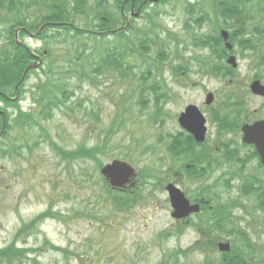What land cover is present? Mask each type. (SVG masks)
Listing matches in <instances>:
<instances>
[{
  "label": "rangeland",
  "instance_id": "obj_1",
  "mask_svg": "<svg viewBox=\"0 0 264 264\" xmlns=\"http://www.w3.org/2000/svg\"><path fill=\"white\" fill-rule=\"evenodd\" d=\"M196 1L198 0H170L153 10L159 12L157 21L163 26L159 31L162 33H167V30L172 31L180 39L179 42L172 40L171 45L168 46L175 52L173 59H180L177 56L178 51L180 55L185 53L190 60L189 71L185 76H176L167 68L162 71L161 79L166 80L172 95L166 102L162 100L163 115L160 117V123L153 126L150 120L148 121L147 116L155 112L151 105L149 112L142 111L143 114L136 118L135 123L128 122L127 130L129 128L135 130L133 140L131 134L128 133L125 137L123 132L118 133L116 130L117 133L111 136L104 149L102 145L108 127L114 120L118 123L124 117L127 118L125 106L118 105L117 101H121L123 96L130 97L132 87L137 82L134 81L133 86L129 82L120 84L116 75L100 77L95 82L81 78L80 66L74 60V53H69L67 44L52 45L48 40L54 55L47 60L46 71L57 61H65L64 74H58L57 79L61 80L64 76L61 84L70 89L68 96L72 102L69 104L71 107L56 109L52 119L42 121L46 129L45 134L52 135L66 149L74 150L80 146L95 145L100 146L102 152L95 160H79L70 164L61 160L44 138L46 143L40 144L33 153L25 150L27 158L4 157L0 153V248L7 247L15 241L17 248L26 245L36 250L29 258H22L15 264H78V261L80 264H161L169 253L186 249L201 238L192 224L182 230L178 229L183 223L175 220L171 215L173 209L168 193L164 186L158 184L161 180L160 175L157 179L152 178L149 184H145L141 176L138 177L139 181L135 186L138 187V193L135 188L128 192L133 198L137 195L139 198L134 203L130 201L127 209L117 211L110 199V193L104 187L100 172H97L100 164L123 159L121 156L128 154L137 158L132 163L141 172L140 168L145 167L147 158L143 156L139 160L135 152L126 145H135L139 138H144L147 142L153 141L157 145L158 141L167 142L170 133L182 130L178 116L191 103L199 105L206 113L209 134L212 132L208 134L207 140L211 144L216 142L215 125L210 122L209 114L211 108L215 107L231 89L228 84L232 83L233 79L199 72L200 64L196 60L204 57L213 59L216 56L212 47L197 45L196 40L216 32L213 18H207L201 26L189 21L185 8L188 2ZM204 4L208 9L209 0H204ZM253 10L257 16L256 7H253ZM1 17L2 13H0ZM257 21L256 17L253 22ZM145 23V18L135 21L136 26H144ZM54 33L55 29H51L47 35ZM239 40L240 38L233 41L231 38V41L235 42L233 54L237 56L239 63L236 76L241 83L243 97L246 98L245 92L248 94V85L251 81L255 78L264 80V66L254 68V62L247 58V52L243 53L241 47L237 46ZM26 42L35 49H42L46 44L42 40H31L27 37ZM151 49L153 56L158 48L153 46ZM176 62L179 63L178 60ZM60 69L61 67L54 68L55 71ZM44 74L45 71L39 70L27 80L25 86L27 90L20 104L25 110L34 107L35 96L31 90H35L39 78L45 77ZM236 86L239 84L236 83ZM210 91L215 93L216 100L211 105L205 106V98ZM138 97L139 91L135 99ZM248 105L251 112L258 110L257 113L251 114V121L264 118V100L252 96L249 103H246V106ZM242 122L243 120L240 119V123ZM40 134L42 130L39 127L23 132L15 127L5 142L17 138L18 144H21L25 136V139L34 145L36 139L41 140ZM236 135L240 141L241 133L237 131ZM1 139L2 137L0 141ZM164 146L165 144L159 145V152L166 155ZM249 164L257 165V159L253 154ZM172 167L179 168L177 165ZM85 171L87 175L84 174ZM167 177L163 182L173 180ZM181 178L179 176L177 185L188 196L196 194V184ZM84 179H87V182ZM221 195L224 197L225 192ZM113 196H118V193H114ZM208 196L212 197L211 194ZM243 200L245 203L252 202L250 198L244 197ZM48 210L53 213L50 217L40 222L37 229L19 237L18 233L24 224L30 223ZM235 213V216H245V212L241 210H236ZM193 220L197 222L198 218L195 216ZM247 220L250 221L248 217ZM240 229L264 246V230L252 234L253 230L248 227L247 221L241 222ZM165 232L168 233L163 234ZM225 236L232 239L233 245L235 244L237 238L233 235ZM46 242L50 244L46 246ZM54 245L66 249L67 252L52 250ZM236 245L240 244L237 242ZM216 256L220 258L218 252ZM204 259L203 253L196 252L189 258L181 257L178 264H201Z\"/></svg>",
  "mask_w": 264,
  "mask_h": 264
},
{
  "label": "trees",
  "instance_id": "obj_2",
  "mask_svg": "<svg viewBox=\"0 0 264 264\" xmlns=\"http://www.w3.org/2000/svg\"><path fill=\"white\" fill-rule=\"evenodd\" d=\"M106 0H96L95 3H91L90 0H0V13L2 17L0 18V90L2 91H13L15 86L20 81L23 73L30 64L32 57L29 53L20 46H16L14 42V33L18 26H25L31 30H37L42 24L52 21H72L73 23H81L84 28H104L108 25L109 17L111 14L113 25L118 24V19L116 17L115 11L118 10L119 0H116L114 7H109L102 3ZM250 0H209L208 10L205 8L204 1L195 8L188 12L190 19L194 18V15H200L201 18H195L194 23L201 25V21L212 17L216 20V23L221 27V21L231 29V36L235 39L239 36L246 34V31L251 32L255 30L257 39L249 38L245 40L243 44L246 48L256 49L259 48L258 55L261 60L264 61V27L263 26H252L251 22L256 19L253 15L251 8H249L248 3ZM165 3V2H164ZM166 3H168L166 1ZM262 19H264V9L261 8ZM157 15L148 14L147 22L144 27L134 26L131 27L129 34L123 32L120 35L121 42L111 46L110 44H99L92 43L93 37L97 39L96 35H87L83 30H76L71 33L74 29L71 26H63L61 30H57L55 34L50 35L51 44H63L64 42L68 46L69 53H74L75 62L80 66L81 78H86L90 81H96L100 77H116L120 80V84H125L129 82L133 86L132 93L130 97L123 96L121 101H117V104L125 106V115L123 120L113 121L111 126L108 127L107 135L103 141L102 148L104 149L108 142L111 140V136L115 133L123 132L124 136L129 133L132 135V140L134 139L133 133L135 130L129 128L128 122L135 123L137 117H141L142 111H149L150 106L155 103L157 108V116L154 113L150 114V122L155 125L158 123V115L161 112L160 101L163 99H169L171 96V89L168 87L165 79L162 80V71L165 68L172 70L175 75L182 74L186 66H189V62L186 58L179 54L177 51V56L180 59V64H176L173 59V52L168 46L171 45L172 40L180 41L176 34L172 31L167 30L166 34L159 31L163 28L162 25L157 21L159 12ZM106 18V20L104 19ZM193 21V20H192ZM262 21V20H261ZM193 29V27H191ZM244 30V31H243ZM43 35H46V29L43 31ZM255 36V34H254ZM209 39L203 42L204 45H209L213 47V36H209ZM220 38V37H219ZM125 40V41H124ZM200 38H197V41ZM248 45V46H247ZM157 47V51L152 56V47ZM214 48V47H213ZM215 53V50L213 49ZM222 51L218 52V57L216 61H209L208 59L196 60L201 65V70L210 75H217L223 72L225 78L231 76L232 79L236 78L235 69L226 64L221 55ZM95 53L100 55L98 59L95 57ZM49 55L52 57L54 51L50 47ZM127 56V58H126ZM176 58V57H175ZM72 59V57H71ZM65 61H57L55 65H51L49 68V73L47 78L39 79L37 83V92L40 93L38 97L35 98V102L38 105V109L29 110L24 112L22 110L14 113L12 123L9 125V129L0 141V153L4 157H24L27 158V150L29 153L47 142L52 146L55 154L63 161L68 163H75L79 160L97 159L99 154L102 152L100 146L91 145L92 147L80 146L77 149L70 150L66 149L60 145L50 134H45L46 129L42 124V121L50 120L54 117L55 110L62 107L68 106L72 102L68 96L70 89L65 88L63 85L56 84L53 80V74H60L64 72ZM55 67H61L60 70L55 71ZM70 70V68H68ZM138 69V70H137ZM34 69L30 71V74L36 72ZM236 81L229 83L228 85L231 89L227 93L225 104V109H216L212 113V120L218 124L219 129V139L217 142L220 152H222L223 160L233 166L236 163L238 150L234 141L226 140L225 136L229 133H236L240 127V119L243 116L242 110L245 109V103L241 99V94L239 89L235 86ZM13 89V90H12ZM129 91V90H128ZM139 91L138 99H135L137 92ZM127 103L129 105L127 106ZM135 108H139L136 111ZM137 113V115H136ZM136 116V117H135ZM117 124V127H116ZM18 127L20 130H34L35 127H39L42 130L40 134L41 140L36 139L34 145H32L25 136H23L24 141L18 144L17 138L5 142L14 131V128ZM117 130V132H116ZM182 134L176 135L173 140L170 136V141L168 143V157H164L158 154L156 151V146L154 144H149L146 146V139H138L135 145H126L132 152H135L138 159L141 160L143 156L147 157L149 160L145 167H142L143 171V181L147 184L152 178H157L158 174L161 173L160 166L161 162L169 161L171 165L180 166L181 170H184V176L187 177L191 182L194 180L202 179L205 181L209 178V174H212L213 169L211 164L213 162L218 163V166L223 162H218L215 160V150L211 145H208L209 151L207 153H198L197 144L193 137L189 134L185 138L179 137ZM46 138V140L44 139ZM98 145H100L98 143ZM202 149L206 145H201ZM206 149V148H205ZM150 153V154H148ZM123 158H127L131 161L136 160L131 154L124 155ZM207 163L210 168H204V166H198L201 162ZM169 163V162H168ZM103 164V163H102ZM100 164V167L102 166ZM170 164V163H169ZM197 164V167H196ZM167 172L168 177H172L173 173H170L173 169L171 167ZM168 167V166H167ZM99 170V169H98ZM97 170V172H98ZM233 169H229L225 172V175L231 173ZM87 175V171L84 173ZM166 176V177H167ZM177 180V179H176ZM87 182V179H84ZM162 184V183H161ZM107 186V187H106ZM222 186L221 179L218 178L213 184H205L204 186H199L200 191L195 197L204 195V191H214ZM104 187L110 193V197L113 198L112 204L115 206L117 211H123L127 209L129 202L134 203L136 199L139 198L137 195L135 198L128 193H120L118 196H113V191L108 188L105 183ZM229 188L232 186L229 185ZM246 194L248 196H253L251 191L246 187ZM113 196V197H112ZM200 199V198H199ZM221 199L215 200L216 204L210 209V215L202 214L199 221L195 225L197 231L201 235V240L195 242L192 247L181 252L175 251L169 254L167 258H164L162 264H178L181 255L188 257V252L200 251L205 253V259L201 264H252L251 252L253 250L252 242L250 239L242 232L231 231L232 234H236L241 237L243 252L240 256L233 259V262H220L215 255V252L209 253L212 248H209L207 238L215 239L217 235L212 234V232H228L230 230H240L236 222L232 218V209L241 206V203L236 201L230 204H225L220 202ZM264 209V203H260L259 207H251L250 210ZM53 213L51 210L43 212L36 218H34L30 223H26L20 229L18 235L24 236L34 229L38 228V224L43 222L46 218L50 217ZM250 223V222H249ZM254 227H262L264 225V220L259 223V219L254 220ZM231 227V228H230ZM211 230H214L211 232ZM18 237V238H19ZM16 239V242L18 240ZM50 242H46V246ZM244 247H247V251H244ZM52 250H60L67 252L66 249L57 247L54 245ZM36 251L31 247L26 245L23 247H16L15 241L9 246L0 248V264H15L23 259L29 258V256ZM210 254H213L212 257ZM80 258H82L80 256ZM82 261V259H81ZM80 264V261H78Z\"/></svg>",
  "mask_w": 264,
  "mask_h": 264
},
{
  "label": "water",
  "instance_id": "obj_3",
  "mask_svg": "<svg viewBox=\"0 0 264 264\" xmlns=\"http://www.w3.org/2000/svg\"><path fill=\"white\" fill-rule=\"evenodd\" d=\"M223 36L225 40L228 41V32L223 31ZM227 46L228 48H232V44L229 42H227ZM228 61L234 66L237 65L235 56L230 57ZM32 67L33 66L30 65L28 70ZM251 89L254 93L264 96V85H262L260 81L253 82ZM213 99L214 94H208L207 103H211ZM180 123L193 133L198 141H203L205 139L207 131L205 126L206 119L197 106H188L186 111L180 116ZM242 129L244 132V142L248 144L253 143L257 146V151L260 153L264 163V120L257 121L252 125L245 124ZM102 174L113 187H125L127 183L131 182L132 179L136 177L135 168L130 163L123 160H114L112 163L105 165L102 168ZM167 189L170 192L172 205L175 208L173 212L174 217L183 218L192 212L200 210V206L198 204H191L190 200L186 198L181 189L177 188L174 184H169ZM220 248L223 251H229L230 244L221 243Z\"/></svg>",
  "mask_w": 264,
  "mask_h": 264
},
{
  "label": "flooded vegetation",
  "instance_id": "obj_4",
  "mask_svg": "<svg viewBox=\"0 0 264 264\" xmlns=\"http://www.w3.org/2000/svg\"><path fill=\"white\" fill-rule=\"evenodd\" d=\"M130 8H132V6ZM134 9H136V5L134 6ZM0 110H2V109H0ZM1 119L3 120V116L2 115H0V120Z\"/></svg>",
  "mask_w": 264,
  "mask_h": 264
}]
</instances>
